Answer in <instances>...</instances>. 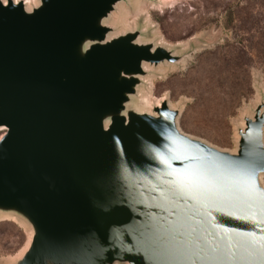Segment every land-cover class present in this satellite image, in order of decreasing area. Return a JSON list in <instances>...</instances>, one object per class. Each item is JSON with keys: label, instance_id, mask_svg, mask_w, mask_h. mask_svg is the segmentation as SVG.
Listing matches in <instances>:
<instances>
[{"label": "water", "instance_id": "95a60500", "mask_svg": "<svg viewBox=\"0 0 264 264\" xmlns=\"http://www.w3.org/2000/svg\"><path fill=\"white\" fill-rule=\"evenodd\" d=\"M125 0H0V212L32 229L15 264H264V106L235 154L182 133L178 111L127 109L140 33L108 39Z\"/></svg>", "mask_w": 264, "mask_h": 264}, {"label": "rangeland", "instance_id": "374dc122", "mask_svg": "<svg viewBox=\"0 0 264 264\" xmlns=\"http://www.w3.org/2000/svg\"><path fill=\"white\" fill-rule=\"evenodd\" d=\"M22 1L30 2L27 11L39 5ZM104 25L112 29L108 39L137 31L139 44L179 57L176 63H144L127 109L152 113L165 101L178 111L182 133L235 154L244 120L264 106V0H125ZM260 183L264 187V173ZM31 236L23 218L0 212V264H15Z\"/></svg>", "mask_w": 264, "mask_h": 264}, {"label": "bare ground", "instance_id": "6f19581e", "mask_svg": "<svg viewBox=\"0 0 264 264\" xmlns=\"http://www.w3.org/2000/svg\"><path fill=\"white\" fill-rule=\"evenodd\" d=\"M20 0H14V3L18 2ZM24 2V6L28 5L30 2L29 1H23Z\"/></svg>", "mask_w": 264, "mask_h": 264}]
</instances>
